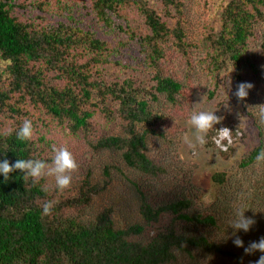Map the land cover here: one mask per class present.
Wrapping results in <instances>:
<instances>
[{
	"label": "trees",
	"instance_id": "16d2710c",
	"mask_svg": "<svg viewBox=\"0 0 264 264\" xmlns=\"http://www.w3.org/2000/svg\"><path fill=\"white\" fill-rule=\"evenodd\" d=\"M84 1L97 29L83 19L79 23L81 15L72 13L67 0H42L27 7L23 2L18 5V0H0V62L6 66L0 73V160L50 162L47 156L56 141L47 138V131L54 128L63 131L68 141L84 142L94 152H118L128 168L158 177L164 170L146 154L147 140L159 136L154 128L162 121L151 105L159 97L177 105L183 90L182 83L163 73L167 53L188 68L196 62L211 82V98L226 74L237 86L255 72L249 59L250 40L254 27L264 25V0H230L219 22L204 30L198 44L188 40L182 0H152L155 6L149 0ZM19 7L38 15L22 20L14 15ZM261 41L264 51V32ZM128 51L136 53L130 57L131 69L141 66L152 73L150 90L133 77L122 81L108 75L107 68L121 66ZM26 118L33 123V137L22 142L15 132ZM113 126H119L118 134L109 133ZM231 131L236 144L243 139L242 131ZM261 149L263 142L239 167L257 163ZM226 178L219 173L212 180L223 185ZM100 191L84 181L69 204H54L55 191L45 178L34 183L19 170L8 181L0 177V264H171L176 251L189 249L236 259L206 237L177 232V221L216 224L210 217L183 214L191 206L185 200L165 207L144 201L143 225L125 230L115 227L111 210L83 218L80 210ZM49 201L51 214L42 215V206ZM70 208L80 210L70 214ZM164 214L173 217L169 227L146 242L130 240L157 225Z\"/></svg>",
	"mask_w": 264,
	"mask_h": 264
},
{
	"label": "rangeland",
	"instance_id": "374dc122",
	"mask_svg": "<svg viewBox=\"0 0 264 264\" xmlns=\"http://www.w3.org/2000/svg\"><path fill=\"white\" fill-rule=\"evenodd\" d=\"M37 1L42 0H18V5L23 2L22 5L27 7L26 5ZM182 1L185 5L184 28L191 44L201 42L204 30L219 22L224 7L230 2ZM67 2L73 7L74 15L76 11L81 15L79 23L83 19L90 27L97 29L95 22H90L87 12L89 4L86 1ZM149 3L155 6L154 1L149 0ZM14 15L22 20H33L38 14L19 7ZM263 32L264 25L255 26L254 36L250 40L249 59L255 72H249L244 78V82L253 85L244 100H238L234 95L236 85L230 74L224 75L223 83L211 98V82L197 67L196 62L193 61L192 67L188 68L175 54L167 53L166 61L162 64L163 73L182 83L183 90L177 105L171 106L161 97L158 103L151 105L153 111L161 115L162 121L154 128L159 136H151L147 140L146 154L156 166L164 170L158 177L146 176L128 168L118 152H94L84 142L68 141L63 131L50 128L47 138L55 139L56 148L66 147L78 165L77 170L72 173L71 184L66 189H58L53 178L44 177L55 191L52 202L69 204L76 197L81 184L89 181L91 185L101 189L100 193L93 197L91 204L84 210L70 208L67 213L76 214L80 210L83 218L92 219L105 210H111L115 227L125 230L143 225L140 214L142 202L153 207H165L185 200L191 206L183 214L189 218L210 217L216 224L209 226L177 221L174 224L177 232L187 236L206 237L224 251L234 254L236 259L189 249L182 253L176 251V261L171 264H255L261 253L246 255L244 248H237L233 240L238 236L246 248L251 242L264 237V162H257L247 169L239 167L242 159L257 148L260 142L264 144ZM132 56H136L134 51L124 52L121 66L112 65L107 68L108 75L122 81L133 77L150 90L154 86L152 73L141 66L131 69L129 65ZM5 67L0 62V73ZM199 111H216L215 115L222 117V120L214 128L218 130L227 127L230 131L231 128L237 129L242 131L243 139L237 141V144V139H233L232 145L225 152L211 139L215 132H210L207 144L203 147L196 146V154L193 155V149L184 142L183 137L185 134L191 137L192 129L188 120L192 112ZM2 127L8 128L7 124ZM119 132V126H113L109 133ZM52 155V152L49 153L47 159L51 160ZM219 173L227 176L223 185L212 180ZM240 211H245V217L252 218L255 223L247 233L240 231L233 235L234 229L230 224ZM172 219V215L164 214L157 225L146 228L143 235L131 237L130 240L146 242L157 231L169 227Z\"/></svg>",
	"mask_w": 264,
	"mask_h": 264
},
{
	"label": "clouds",
	"instance_id": "9594fccd",
	"mask_svg": "<svg viewBox=\"0 0 264 264\" xmlns=\"http://www.w3.org/2000/svg\"><path fill=\"white\" fill-rule=\"evenodd\" d=\"M11 63V61H8ZM253 85L249 82H241L237 84L234 95L238 100H244L249 90ZM216 111H199L192 112L188 120L191 126V137L185 134L184 142L193 149L195 155L196 146L203 147L207 144L209 133L215 132L216 135L212 137L215 145L221 150L227 152L233 143V132L229 128L223 127L215 129L214 125L221 123L222 117L215 115ZM16 139L22 142L30 141L33 137V123L31 119H24L21 126L15 132ZM52 157L50 162L41 159H17L14 163L10 164L7 159L0 160V177L4 181H8L10 174L19 170L24 178H31L33 182H38L44 177H51L55 181L58 189L63 190L70 186L72 180V173H74L78 165L75 161L73 154L66 148L60 147L52 148ZM256 161L264 162V149H261L256 155ZM53 208L52 202H46L42 206V215H50ZM246 211V210H245ZM245 211H240L235 219L230 224L234 229L233 235L236 232L247 233L254 225L255 221L252 218H246ZM233 244L237 248H244V253L250 255L254 252H259L261 255L255 264H264V237L258 241L251 242L248 247H244L243 241L237 236L233 240Z\"/></svg>",
	"mask_w": 264,
	"mask_h": 264
},
{
	"label": "built area",
	"instance_id": "2783aa9c",
	"mask_svg": "<svg viewBox=\"0 0 264 264\" xmlns=\"http://www.w3.org/2000/svg\"><path fill=\"white\" fill-rule=\"evenodd\" d=\"M240 136V135H239Z\"/></svg>",
	"mask_w": 264,
	"mask_h": 264
}]
</instances>
